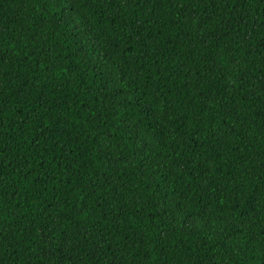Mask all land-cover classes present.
I'll return each instance as SVG.
<instances>
[{
  "label": "trees",
  "instance_id": "obj_1",
  "mask_svg": "<svg viewBox=\"0 0 264 264\" xmlns=\"http://www.w3.org/2000/svg\"><path fill=\"white\" fill-rule=\"evenodd\" d=\"M0 264H264V0H0Z\"/></svg>",
  "mask_w": 264,
  "mask_h": 264
}]
</instances>
